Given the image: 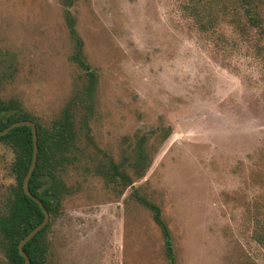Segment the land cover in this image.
Here are the masks:
<instances>
[{
  "label": "rangeland",
  "instance_id": "obj_1",
  "mask_svg": "<svg viewBox=\"0 0 264 264\" xmlns=\"http://www.w3.org/2000/svg\"><path fill=\"white\" fill-rule=\"evenodd\" d=\"M190 1L0 0L1 98L43 127L68 107L76 119L50 263L169 264L139 195L161 207L176 264H264V39L232 22L238 0H198L215 18L208 29ZM67 10L96 76L91 105ZM140 140L152 150L145 175L107 184L99 166L111 158L130 172ZM15 159L0 141V214Z\"/></svg>",
  "mask_w": 264,
  "mask_h": 264
},
{
  "label": "trees",
  "instance_id": "obj_2",
  "mask_svg": "<svg viewBox=\"0 0 264 264\" xmlns=\"http://www.w3.org/2000/svg\"><path fill=\"white\" fill-rule=\"evenodd\" d=\"M67 3H72V0H67ZM258 7V0H238L233 7L232 22L242 34L246 35L248 29H252L264 39V16L258 12ZM184 10L195 18L199 28L208 29L215 24L213 15L208 10H202V5L198 0H191L185 4ZM67 13L70 33L75 41L73 59L87 74L86 93H83L85 94L84 103L91 105L94 100L96 76L83 57V40L74 27L75 20L68 10ZM74 106H77L76 102ZM70 108H66L60 116L53 120L50 126L43 127L26 111L18 99L4 100L0 96V129L6 128L15 121L25 119L34 121L37 126L38 159L29 180V189L47 207L51 219L24 246V250L30 258V264H52L48 255L50 254L48 234L52 220L57 214L61 199L66 192L62 173L66 170L67 164L71 162L72 158L69 153L75 147L78 136L75 129L76 119ZM162 131V140H164L170 135L171 127H165ZM0 141L11 146L15 152L16 159L12 169L18 182L5 199L6 210L0 214V239L2 246L6 247L9 264H24L25 259L19 252L18 244L44 219L40 205L24 190V179L33 157L32 128L28 125L15 127L6 134L0 135ZM144 141L140 140L134 147V155L127 165L130 172L124 168V165L114 162L111 158L108 159L107 164L103 163L99 166V174L107 184L124 189L133 184L134 178H141L145 175L151 164L152 150L147 147ZM135 196L151 211L154 222L161 230L168 263L176 264L171 229L163 217L161 207L145 196Z\"/></svg>",
  "mask_w": 264,
  "mask_h": 264
},
{
  "label": "water",
  "instance_id": "obj_3",
  "mask_svg": "<svg viewBox=\"0 0 264 264\" xmlns=\"http://www.w3.org/2000/svg\"><path fill=\"white\" fill-rule=\"evenodd\" d=\"M23 125H28L32 128V133H33V157L32 161L30 164V167L28 169L27 175L24 179V190L26 194L33 198L41 207L43 213H44V219L39 223L36 227H34L25 237H23L19 244H18V249L21 254V256L24 257L25 263L24 264H30V258L27 255V253L24 250L25 244L33 238L44 226H46L49 221H50V213L47 209V207L43 204L41 199L37 196H35L29 189V180L33 174V171L36 167L37 164V159H38V133H37V126L36 123L32 120L25 119V120H18L13 123H11L9 126H7L4 129H0V135H4L7 132H9L11 129L18 127V126H23Z\"/></svg>",
  "mask_w": 264,
  "mask_h": 264
}]
</instances>
